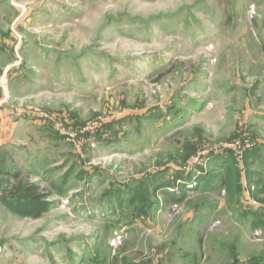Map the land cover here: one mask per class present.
Segmentation results:
<instances>
[{"label":"rangeland","instance_id":"374dc122","mask_svg":"<svg viewBox=\"0 0 264 264\" xmlns=\"http://www.w3.org/2000/svg\"><path fill=\"white\" fill-rule=\"evenodd\" d=\"M0 165V264H264V0H0Z\"/></svg>","mask_w":264,"mask_h":264},{"label":"trees","instance_id":"16d2710c","mask_svg":"<svg viewBox=\"0 0 264 264\" xmlns=\"http://www.w3.org/2000/svg\"><path fill=\"white\" fill-rule=\"evenodd\" d=\"M248 159H253V157L251 156L247 158L246 162L248 161ZM1 169L2 168L0 165V180L6 178L4 175L5 173ZM6 179L8 181L12 180L11 178H6ZM6 193H8V196L12 198L22 196L24 200L34 201L36 203L44 200L43 198L47 196L45 194H41V190L38 186H25L20 182L7 186ZM260 201H264V199H261Z\"/></svg>","mask_w":264,"mask_h":264}]
</instances>
